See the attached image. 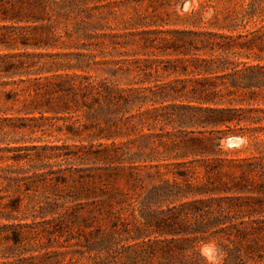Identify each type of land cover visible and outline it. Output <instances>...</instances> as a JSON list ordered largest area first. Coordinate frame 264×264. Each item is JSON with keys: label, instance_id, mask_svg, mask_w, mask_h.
I'll return each mask as SVG.
<instances>
[{"label": "trees", "instance_id": "16d2710c", "mask_svg": "<svg viewBox=\"0 0 264 264\" xmlns=\"http://www.w3.org/2000/svg\"><path fill=\"white\" fill-rule=\"evenodd\" d=\"M187 1L190 8L184 10ZM3 30L0 182L16 197L9 215L0 217L8 222L0 224V264H46L48 254L38 255L39 247L31 242L39 238L30 231L32 225L12 222L21 220L13 215L21 196L47 189L52 174H58V185L73 183L77 196L94 198L106 192L109 200L115 198L119 189L105 191L100 183L127 178L105 166L133 162L125 156L137 121L149 131L158 124L162 131L156 136L158 149L149 147L154 135L144 134L139 142L145 149L134 153L150 169L148 176L159 182L153 196L158 201L162 194L181 199L207 193L204 186L193 184L194 169L187 165L221 149L222 139L235 132L233 127L248 120L238 116L244 110L240 107L254 101L258 91L264 106V0H0ZM56 49L65 52H48ZM171 76L175 80L163 81ZM238 91L248 92L233 97ZM234 104L239 108L230 106ZM135 110L138 113L132 114ZM259 111L264 113V108ZM69 115L79 116L81 124L70 129L74 139L103 140V148L80 146L64 158L50 153L58 146H29L11 137L33 132L28 122L66 120ZM92 127L95 136L89 133ZM201 128L219 135L204 142L195 136ZM249 130L259 132L264 149V128ZM55 159L58 172L52 171ZM72 161L101 162L104 167L66 174L68 168L62 166ZM212 201L221 210L222 199L175 210H151L147 202L119 239L120 262L166 264L179 257L186 264H206L201 253L209 240L205 234L211 226L225 224V217L202 218L208 214L202 206ZM189 207L197 216L194 222L188 219Z\"/></svg>", "mask_w": 264, "mask_h": 264}, {"label": "rangeland", "instance_id": "374dc122", "mask_svg": "<svg viewBox=\"0 0 264 264\" xmlns=\"http://www.w3.org/2000/svg\"><path fill=\"white\" fill-rule=\"evenodd\" d=\"M195 4L197 5L196 1ZM189 8L190 3L187 1L184 3V10ZM4 32L5 30L0 31V34ZM72 51L74 50L67 52ZM48 52L63 53L65 50L56 49ZM173 80L175 77L172 76L163 79L167 82ZM247 92H235L233 97L237 98ZM259 101L261 99L259 100L258 91L254 101L250 100V103L240 107L244 110L240 111L238 116L248 120H242L240 126L233 127L235 132L222 139L220 150L215 154L210 150L206 156L199 157L187 165L189 169H194L190 172L193 184L198 187L204 186L201 189L207 192L205 194L181 199L162 194L161 201L153 196L155 194L153 186L159 182L148 176L150 169L145 168V163L134 153L145 149L139 142L144 134L154 135L152 139H148L149 147L158 149L160 139L156 136L162 131L158 124L153 125L149 131L146 125L136 120L137 130L131 133L129 140L132 144L125 156V159L131 158L133 162H115L105 166L128 175L126 179L105 178L101 181L100 187L105 191L119 189V193L112 201L107 198L106 192L99 193L94 198L77 196L73 192V183L66 187L58 185L56 182L58 174H52L47 180V189L21 196L20 207L13 212V215L21 220L12 223L32 225L30 231L38 234L39 238L31 242L39 247L38 255L48 254L47 258L43 259L46 264H128L125 259L123 263L120 262L119 239L121 235L126 236L124 228H129L133 224V216L139 214L147 202L151 210L161 207L175 210L183 204L222 199L221 210L215 201L202 206L203 210L208 211L207 215H202L204 220L208 217H225L224 225L211 226L205 234L209 239L201 246L205 263L264 264V149L259 145V132L249 130L253 127L264 128L262 120L264 113L259 111V108L263 109L264 106L259 104ZM230 106L239 108L235 104ZM137 113V110L132 112ZM77 119L79 116L69 115L66 120L52 119L39 124L28 122V125L35 127L33 132L20 131L11 137L25 140L29 146H58L59 150L50 153L61 154L64 158L72 156L80 146L94 151L103 148L100 146L101 143H105L103 140L74 139L75 134L70 132V129L81 127ZM78 133L81 135L84 132L80 129ZM89 133L95 136L97 129L92 127ZM212 134H215V137L219 135L216 132L211 133L210 128H201L195 132L196 137L207 143H209L207 138L213 136ZM230 138H240L243 141L237 145H228L227 141ZM261 138L264 140V134H261ZM30 153L34 154L35 151ZM56 163V159L52 161L54 172L59 170ZM22 165L25 168L31 167V164ZM2 167L4 164L0 163V177L4 175ZM62 167H67L65 173L70 174L75 169L86 171L94 167H104V164L95 161H88L86 164L72 161V164L67 166L64 164ZM130 172L137 177L130 178ZM2 186L0 182V217H5L9 215L10 205L16 196L12 191L3 190ZM41 207L46 210L42 211ZM192 211H194L192 207L186 210L189 213L188 219L194 222L197 216ZM0 224L8 222L0 219ZM193 261L196 262L195 259ZM183 263L186 264V260L177 257L167 260L166 264ZM199 263L203 264L202 261Z\"/></svg>", "mask_w": 264, "mask_h": 264}, {"label": "water", "instance_id": "95a60500", "mask_svg": "<svg viewBox=\"0 0 264 264\" xmlns=\"http://www.w3.org/2000/svg\"><path fill=\"white\" fill-rule=\"evenodd\" d=\"M243 140L240 139V138H230L228 141H227V144L228 145H237L239 143H241Z\"/></svg>", "mask_w": 264, "mask_h": 264}]
</instances>
